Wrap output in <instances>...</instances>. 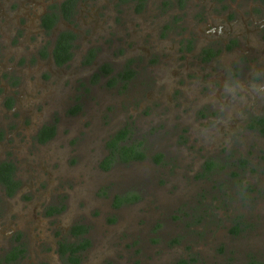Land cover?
<instances>
[{
    "label": "rangeland",
    "instance_id": "1",
    "mask_svg": "<svg viewBox=\"0 0 264 264\" xmlns=\"http://www.w3.org/2000/svg\"><path fill=\"white\" fill-rule=\"evenodd\" d=\"M156 1L123 21L116 2V19L79 33L65 64L48 57L47 36L0 34L16 70L9 123L21 124L0 146L22 183L0 197V228L13 229L0 254L15 235L24 249L12 264H264V133L249 126L264 114V78L238 67L232 49L201 61L184 46L201 36L192 17L160 18ZM84 47L109 76L88 71ZM40 125L55 133L36 144ZM120 129L145 157L104 168ZM76 225L85 233L74 236ZM82 237L74 263L60 242Z\"/></svg>",
    "mask_w": 264,
    "mask_h": 264
},
{
    "label": "flooded vegetation",
    "instance_id": "2",
    "mask_svg": "<svg viewBox=\"0 0 264 264\" xmlns=\"http://www.w3.org/2000/svg\"><path fill=\"white\" fill-rule=\"evenodd\" d=\"M149 1L151 0H113L112 3H108L107 0L98 2L95 0H0V34L3 32L6 35L12 34L23 42L28 41L30 36L40 39L47 36L50 40L48 57L54 64H58L53 54L56 42L60 35L69 33L70 57L61 63L65 64L71 59L74 41L79 33L89 31L91 35H95L98 28L106 21L111 22L116 19L118 7L125 6L124 14L121 15L123 21L130 16L133 17L134 12L141 10ZM116 2L118 7L115 6ZM155 3L162 12L158 15L160 18L165 14L174 18V14H178L182 9L192 17L188 29L196 24L201 36L195 44V40L185 39L184 46L187 49L188 46L193 45L200 52L201 61L211 62L219 54V50L225 52L232 49V61L236 62L238 67L243 69L249 67L252 72L257 68L258 73L264 78V0H157ZM149 16L153 17L152 12ZM65 36L68 38L67 34ZM96 52L97 50L92 47H84L80 55L89 66L88 71L95 72V75L100 77L109 76L108 72L112 69L98 60ZM10 55L12 52L9 49L3 50L0 44V146L10 138L7 135L8 128L12 129L11 136L14 138L21 130V124L9 123L12 120L10 113L16 105V97L10 87L15 83L12 79H16V74H13L16 70L6 64ZM107 68L108 71H105ZM114 71V78H124L125 73ZM261 115L264 114H259ZM42 127L43 125L37 126L34 130L36 144H40L38 132ZM53 137L54 135L45 142ZM3 153L4 151L0 149V165L3 162L13 164L14 170L11 176L14 182L10 184L13 189L11 194H8L7 185L0 181V197L14 195L22 186L16 176L14 162L10 159L5 160ZM2 176L0 173V178ZM12 230L11 228L9 232H4L6 230L0 228V239L1 237L8 239ZM3 245L4 243L0 244V247ZM12 252L15 253L14 260L7 261V256H13ZM23 254L24 249L15 235L12 244L1 250V264L17 262Z\"/></svg>",
    "mask_w": 264,
    "mask_h": 264
},
{
    "label": "trees",
    "instance_id": "3",
    "mask_svg": "<svg viewBox=\"0 0 264 264\" xmlns=\"http://www.w3.org/2000/svg\"><path fill=\"white\" fill-rule=\"evenodd\" d=\"M67 37L69 33H66ZM65 34V35H66ZM65 35H60L54 49V58L58 64L65 62L70 57V52L68 51V46L70 45L71 38H66ZM108 71V69H105ZM131 75L130 70L125 71L124 78H128ZM249 126L252 128H258L264 133V115L255 116L251 119ZM55 128L53 125H44L38 132V141L40 143L45 142L49 138L54 135ZM107 147L109 150V154L105 157L102 165L104 168H107L112 162L118 161L121 163H127L131 161H140L144 159V151L141 149L139 143L135 142H127V130L120 129L116 133H114L109 140L107 141ZM14 170V166L12 163L3 162L0 165V173L3 175L0 178V181L7 185L8 194L11 193L13 189L10 184L13 181L12 172ZM116 202L124 203L129 201V198L125 196H117ZM72 233L74 236H79L85 233V228L80 225H76L72 228ZM88 244L87 239L81 238L78 242H60L59 251L63 253H68L70 259L74 262H78L77 253L82 250ZM13 253V252H12ZM15 253L13 256H7L6 260H14ZM176 264H186V261L180 260Z\"/></svg>",
    "mask_w": 264,
    "mask_h": 264
}]
</instances>
